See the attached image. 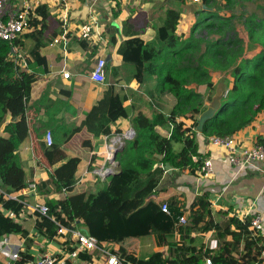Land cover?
<instances>
[{"label":"trees","instance_id":"trees-1","mask_svg":"<svg viewBox=\"0 0 264 264\" xmlns=\"http://www.w3.org/2000/svg\"><path fill=\"white\" fill-rule=\"evenodd\" d=\"M114 1L117 7L119 2ZM174 1L184 4L186 0ZM216 1L219 0H201L207 8L217 4ZM244 1L248 0H234V3ZM35 11L42 20L48 17L44 6ZM195 14L197 19L186 39L182 40L177 34L181 13L167 9L162 25L155 29L153 42L145 43L134 35L120 44L118 51L124 63L132 64L133 77L140 84L155 77L159 92L171 94L176 104L166 117L156 112L148 118L138 112L131 119L135 136L115 154L118 174L107 176L106 186L94 193L78 190L76 174L80 159H67L64 146L79 132L94 138L119 134L120 130H112V125L128 117L123 106L124 98L109 86L97 104L84 114L78 126L68 127L54 122L53 142L50 146L43 144L41 148L48 166L61 164L51 171L46 181L36 183V188L46 194L58 192L61 197L46 202L49 208L47 216L36 214L39 233L52 238L57 231L55 223L58 222L64 227H82L100 246L153 235L158 247H167L166 253L155 252L146 260L131 254L124 256L130 264H205L207 258L213 264H264V238L251 228V217L225 214L227 218L218 223L211 214L208 194L203 193L196 196L190 205L186 224L180 225L184 209L170 201L166 203L169 212L164 213L161 204L151 198L163 173L160 165L180 170L200 168L192 162V157H198L200 162L203 159L197 152L195 130L198 116L205 110V100L210 102L215 94L212 72L229 73L233 82L231 87L227 85L219 110L204 123L201 133L205 138L232 136L255 123L264 111V17L251 15L245 19L248 43L244 45L240 38L231 37L230 41H226L221 35L215 40H200L196 37L199 28L216 35L230 28L232 34L233 18H224L202 7ZM40 22L36 18L30 20L33 30L27 38L28 47L21 40L12 43L0 40V124L6 115L12 120L3 129L8 137H0V207L15 217L24 211V205L20 200L9 197L28 184L16 151L29 134L26 112L31 86L37 76L22 69L19 60H12L10 53L13 46H21L26 64L45 65L40 51L55 40L58 32L52 33L46 40L44 25L37 29ZM79 43L84 44L82 41ZM254 51L257 52L252 57L246 58ZM192 85L195 87H190ZM199 87H205L208 92L206 97L199 92ZM34 106L44 108L45 114L49 115L55 103L44 94ZM179 117L191 119V128L181 131L176 126L168 138L155 131L157 126L174 124ZM257 142L264 146V139ZM177 143L185 145L176 151L174 145ZM83 144L90 147L89 140H84ZM208 231L215 233L217 250L204 249L191 253L192 232ZM10 234L27 236L19 224L0 211V238ZM176 234L178 241L170 243L169 239ZM228 236L231 237L230 242L227 241ZM68 251L71 252L72 248ZM234 253L241 255L240 258L245 261H239ZM80 256L90 259L86 254ZM15 264L25 263L18 261Z\"/></svg>","mask_w":264,"mask_h":264},{"label":"crops","instance_id":"crops-1","mask_svg":"<svg viewBox=\"0 0 264 264\" xmlns=\"http://www.w3.org/2000/svg\"><path fill=\"white\" fill-rule=\"evenodd\" d=\"M25 1L31 6L32 18H36L37 21L41 20L37 29L42 27V24L44 25L45 39L48 40L52 33L58 32L55 39L59 40L41 49L40 55L44 57L45 65L40 66L33 62L26 64L22 57L24 53L21 46L18 52L20 67L37 76L31 86L29 109L26 112L29 134L16 151L28 184L46 181L51 171L61 164L50 167L44 159L41 148V145L45 144L44 133L47 130L52 133V125L55 121L68 127L78 126L84 114L97 104L109 86H112L114 92L124 98L123 106L128 112V117L119 119L112 125V130L119 129L120 133H123L132 129L131 119L138 112H142L148 118H152L156 112L165 117L168 116L176 104V99L169 93L159 92L155 77H150L140 84L133 77L132 64L124 63L118 49L121 43L134 35L145 43L153 42L156 36L155 29L162 25L164 12L167 9H175V6L179 8L175 10L181 13L177 34L182 40L188 38L189 27L193 26L196 20L195 12L199 8V6L196 7L198 3L192 0H186L184 4L178 2L170 4L166 1L117 0L119 4L116 7L114 0H8V4L14 11H17ZM41 6L46 7L48 12V17L43 20L35 11ZM201 7L204 8L202 3ZM125 22L130 25L124 24ZM32 30L33 27L21 38L22 43L27 47L29 46L27 38ZM64 32L69 40L67 45H64L60 38ZM81 41L84 44H80ZM98 58H103L106 62L103 84L95 83L89 78V73ZM66 72L70 74L68 79L62 77V74ZM223 74L211 73L213 90L218 86L215 77L223 76L228 79ZM230 82L231 84L233 82L231 77L225 85L230 87ZM198 90L205 97L208 95L205 87H199ZM44 94L47 95L49 101L55 103L49 115L45 114L44 108L34 106ZM208 104L209 102L205 100V108ZM8 122L12 120L9 115H6L4 122L0 124V137H8L3 132ZM192 124L191 119L179 117L175 119L174 124L157 126L155 131L161 137L168 138L176 126L182 131L191 128ZM195 131L197 132L195 137L197 152L203 158L212 160L213 175L201 179L195 168L180 170L169 165H160L163 173L151 197L152 200L158 204L175 202L178 207L185 210V215L188 216L189 207L195 197L207 193L211 214L216 222L220 223L225 220L227 218L225 214L228 216L235 214L238 217L259 216L264 224V172L260 171L263 168L259 166L258 170L256 168L238 169L230 165L223 149L211 145L209 138H205L201 131L197 129ZM234 135L238 144L243 147L249 148L257 145L258 139H264V111L255 123ZM52 137H54L53 134ZM104 139V136L94 138L84 132H79L64 146L67 159L72 157L80 159L76 174L78 190L94 193L108 184L107 176L104 180H94L96 181L93 183H96L95 187L88 184L89 173L104 165V155L101 152L103 146L101 143H104ZM84 140L90 141V147L83 144ZM183 145L185 144L177 143L174 149L179 151ZM27 186L9 197L13 200H20L24 205V211L18 217L0 207L4 216L11 218L27 233L26 237L20 234H10L0 238V242L7 239L12 250L19 251V258L12 261L5 247H0V264H15L18 261L34 264L44 255L61 258L62 255L74 250L72 242L67 240L70 238L69 235L66 238L56 233L52 238H48L39 233L36 228L37 218L32 207L35 204H46V202L57 200L61 194L58 192L46 194L38 192L37 188L35 193H30L25 190ZM1 191L2 188H0ZM70 228L78 230L72 226ZM80 229L85 230L82 227ZM190 237L192 238L190 244L187 240L186 242L191 247V253L204 249L213 252L217 250L218 242L214 239V231L192 232ZM178 238L176 234L169 239V242H177ZM227 241H231L230 236L227 237ZM70 247L71 252L68 251ZM158 251L166 253L167 247H158L155 236L151 235L114 244L101 246L99 244L97 249L79 253L77 258H69L65 264H106L104 252L116 255L122 260L121 264H130L124 256L131 254L135 258L146 260ZM84 254L90 259H83L80 255ZM233 255L239 261H245L244 258H240L241 255L237 256L235 253Z\"/></svg>","mask_w":264,"mask_h":264},{"label":"built area","instance_id":"built-area-1","mask_svg":"<svg viewBox=\"0 0 264 264\" xmlns=\"http://www.w3.org/2000/svg\"><path fill=\"white\" fill-rule=\"evenodd\" d=\"M192 1H194V3L200 2V0ZM8 3V0H0V40L12 43L21 40L22 36L31 30L30 20L32 18V9L30 4L26 1L22 2L21 8L17 11H14ZM60 38L64 45H67L69 40L65 32ZM54 42H59L58 38L55 39ZM19 49L20 48L18 45L12 47L10 53V58L12 60L18 61ZM105 64L106 62L103 58L97 59L89 73V78L91 81L98 84H103L105 82ZM69 76L70 74L67 72L62 74L64 79H68ZM134 136L135 132L131 128L123 133L114 134L109 137L104 136L105 139L103 145L106 147V153L103 152L104 165L95 170L96 176L100 177L101 180H104L106 176L114 173V170L112 169L115 167L114 154L116 150L113 151L114 146L119 145V148H122L126 141L133 139ZM52 142V133L47 130L44 133V143L46 146H50ZM209 142L211 145L223 149L226 152V159L230 165L237 167L238 169L256 168L257 170L260 166L263 168V170L260 171L264 172V146L262 144H257L249 148L243 147L238 144L235 135L228 137L213 136L209 138ZM192 162L200 166V168L195 169V171L197 170L201 179H206L213 175L212 160L210 158H203L200 162L198 157H192ZM25 190L30 193H35V182L28 184ZM17 197L18 196H16V198ZM32 210L34 214L47 216L49 208L46 204H35L32 207ZM161 210L164 213L169 212L166 203L161 204ZM186 218L187 215L185 214L181 216L179 219V224L185 225ZM55 224L57 225V235L66 238L68 235L70 236V238H67V240L72 242L74 247L73 252L62 255L61 258H57L53 255H44L40 257L34 264H65L69 258H77L79 253L93 251L98 248L99 243L95 238L90 236L86 230H72L70 227H64L58 222ZM251 228L259 236L264 238V224L261 217L255 216L252 218ZM0 244V247H5L12 261H15L19 258V251L12 250V246L7 239H3ZM104 254L106 255V264H121L122 260L116 255L109 254L108 252H104ZM205 264H213V262L210 258H207L205 260Z\"/></svg>","mask_w":264,"mask_h":264},{"label":"rangeland","instance_id":"rangeland-1","mask_svg":"<svg viewBox=\"0 0 264 264\" xmlns=\"http://www.w3.org/2000/svg\"><path fill=\"white\" fill-rule=\"evenodd\" d=\"M170 3V4H176V2L174 0H166V3ZM194 2V1H193ZM201 0L200 2H198V4H196V7L201 5ZM217 4H212V6L209 8L208 10L210 11H214L220 14V16L224 17V18H233V29H232V34H230V28L228 30H224L222 34H215L214 32H205L203 31L201 28H199L197 30V35L196 37L199 38L200 40L206 41L207 39L209 40H215L219 35L223 36L224 40L226 41H230L231 37H236V38H240L242 39L244 45L248 43V31L246 30V27L244 25V21L245 19H247V17L253 15L259 18H263L264 17V0H248V1H244V2H238V3H234V0H219L216 1ZM175 9H179L178 7H174ZM196 15V14H195ZM197 19V18H196ZM230 27V25H229ZM192 25H190L189 30H191ZM203 45H201V49L202 51L204 50ZM257 51L251 52L248 55H246V58H250L252 57ZM220 74V73H219ZM223 74V73H221ZM223 75H226L228 77L224 78L223 76L219 77H215V82L217 83V85L220 87L217 89H214V92L217 93L218 90L222 89H227V86L225 85L226 81H229V77L230 74L229 73H224ZM213 77V76H212ZM211 77V78H212ZM232 78V77H231ZM226 79V80H225ZM231 82H230V87H231ZM79 137L81 135H78ZM103 145V143H101ZM119 148V145L114 146V150H117ZM101 152L106 153V147L103 145ZM103 155V154H102ZM115 156V155H114ZM115 167H113L112 169L114 170L113 172H117V167H116V163H114ZM98 169V168H97ZM96 172L92 171L89 173L88 178L90 179L88 181L89 186H93L95 187L96 183L93 184L94 180H101L100 177L95 176ZM103 186V185H102ZM101 186V187H102ZM14 195V194H13ZM41 204V203H39Z\"/></svg>","mask_w":264,"mask_h":264},{"label":"water","instance_id":"water-1","mask_svg":"<svg viewBox=\"0 0 264 264\" xmlns=\"http://www.w3.org/2000/svg\"><path fill=\"white\" fill-rule=\"evenodd\" d=\"M137 1H147V0H137ZM148 1H154V2H164L166 0H148ZM204 8H206L204 6ZM83 12H81L82 14ZM226 93V89L223 90L220 89L217 91V93L214 94V96L212 97L211 101L209 102L208 106L205 108V110L203 112H201L198 116V123L196 126L197 131H201L203 128L204 123L209 120L210 118H212L214 116V114L219 110L220 108V103H221V99L223 98V96ZM122 148H118L115 151V154L117 153V151L121 150ZM114 154V155H115ZM114 174H118V172L115 173H111V175Z\"/></svg>","mask_w":264,"mask_h":264}]
</instances>
